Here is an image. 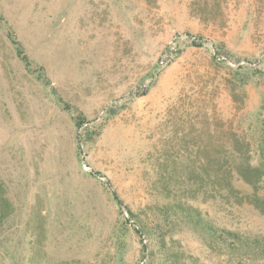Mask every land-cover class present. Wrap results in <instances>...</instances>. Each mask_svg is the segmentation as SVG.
<instances>
[{"label": "rangeland", "instance_id": "rangeland-1", "mask_svg": "<svg viewBox=\"0 0 264 264\" xmlns=\"http://www.w3.org/2000/svg\"><path fill=\"white\" fill-rule=\"evenodd\" d=\"M194 1L0 0V264H223L185 227L166 236L162 256L158 239L145 237L155 252L141 260L134 223L119 229L108 180L161 232L168 229L161 207L182 198L220 226L264 235V216L248 202L202 201L185 192L207 142L233 128L252 141L258 136L264 0H223L224 18L208 22L192 13ZM187 33L207 43L163 61ZM216 43L229 59L215 60ZM241 65L260 72L247 75L245 95L234 101L229 81ZM40 67L52 86L37 79ZM56 93L90 125L108 107L122 108L79 154L72 114ZM234 182L250 192L240 178Z\"/></svg>", "mask_w": 264, "mask_h": 264}, {"label": "trees", "instance_id": "trees-1", "mask_svg": "<svg viewBox=\"0 0 264 264\" xmlns=\"http://www.w3.org/2000/svg\"><path fill=\"white\" fill-rule=\"evenodd\" d=\"M223 0H195L192 3V13L203 21H217L223 17ZM225 22V21H224ZM9 35L15 45L20 59L26 68L31 71V61L25 52L21 41L9 31ZM207 43L206 39L200 35L187 33L182 40H177L163 52V61L169 63L176 60L183 54L185 49L190 46L201 47ZM215 60L228 56L222 51L220 44H215ZM231 59V58H230ZM239 62V61H236ZM36 77L46 86H52L51 80L40 67ZM233 70L234 80L230 82V89L234 101L240 100L244 95V86L247 82V75L257 74L260 70L251 65H241ZM245 71L244 73L242 71ZM34 71V72H35ZM32 72V71H31ZM154 77V75L152 76ZM153 86V81L139 93L140 96L146 95ZM56 92V89L52 87ZM138 95V96H139ZM57 101L63 108L71 112L74 125L78 130V151L82 153V145L95 141L102 133L107 122L114 118L121 110L122 106L112 105L108 107L103 117L95 124L86 115L72 107L60 95L56 93ZM262 111L257 119L258 136L254 141L249 139L246 133L238 128L229 129L225 137H215L213 141L207 142L202 150L195 156L194 160L199 164L197 172L193 169L189 172V185H187L188 197L191 199L201 198L202 201L210 199H234V202L242 204L245 201L254 206L264 216V103ZM82 130V132L80 131ZM202 156V157H201ZM98 176L105 175L100 171ZM96 173H90L96 176ZM240 178L246 183L250 192L241 193L236 186L234 179ZM112 200L118 206L119 216L121 217L119 229L134 223L133 229L140 238L141 256L144 260L148 255H154L153 250L149 251V246L144 244L145 237H156L158 239V254L163 255L166 236L175 232L176 227L188 228L197 239L207 247L211 253L219 258H223V264H264V235L249 234L236 229L220 226L213 222L199 208L190 203L189 200L182 198L174 199L161 207L162 222L168 229L161 232V228L154 227L151 222L143 220L141 216L125 205L116 190L112 189L111 182H103ZM183 193V192H180ZM126 213V215H125ZM4 217L0 210V221ZM140 264V263H139Z\"/></svg>", "mask_w": 264, "mask_h": 264}]
</instances>
